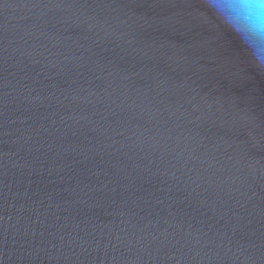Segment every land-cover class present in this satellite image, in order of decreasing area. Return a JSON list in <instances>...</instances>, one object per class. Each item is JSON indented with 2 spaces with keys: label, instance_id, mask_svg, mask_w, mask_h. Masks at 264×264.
Instances as JSON below:
<instances>
[{
  "label": "water",
  "instance_id": "1",
  "mask_svg": "<svg viewBox=\"0 0 264 264\" xmlns=\"http://www.w3.org/2000/svg\"><path fill=\"white\" fill-rule=\"evenodd\" d=\"M0 264H264V0H0Z\"/></svg>",
  "mask_w": 264,
  "mask_h": 264
},
{
  "label": "snow or ice",
  "instance_id": "2",
  "mask_svg": "<svg viewBox=\"0 0 264 264\" xmlns=\"http://www.w3.org/2000/svg\"><path fill=\"white\" fill-rule=\"evenodd\" d=\"M209 2H210V3H214V2H215V0H209Z\"/></svg>",
  "mask_w": 264,
  "mask_h": 264
}]
</instances>
